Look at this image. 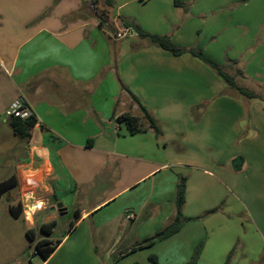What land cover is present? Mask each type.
Wrapping results in <instances>:
<instances>
[{"label":"crops","instance_id":"obj_1","mask_svg":"<svg viewBox=\"0 0 264 264\" xmlns=\"http://www.w3.org/2000/svg\"><path fill=\"white\" fill-rule=\"evenodd\" d=\"M94 1L0 0V115L22 99L38 119L24 162L17 165L20 174L29 173L24 180L29 192L45 188L53 194L56 207L63 209L61 215L73 210L83 220L168 170L173 184L169 187L170 220L174 221L180 177L198 168L208 179L212 177V188L193 190L188 179L183 217L201 219V211L187 214L189 203L203 212L213 210L222 189L215 180L218 177L244 198L254 222L264 224V102L233 91L210 66L190 53L175 56L136 32L114 39V33L125 29L123 20L133 22L123 15L128 4L147 0H111V6L102 1L94 6ZM162 1L168 5V0ZM174 1L171 22L185 20L183 28L173 31L163 26L148 28L147 32L169 36L187 50H202L216 63L230 68L231 75L232 66L237 65L244 72L241 78L247 81L244 66L251 57H244L246 51L238 56L229 53L226 60L227 49H218L216 35L208 41L212 44H207L197 27L201 14L205 17L210 11L217 16L234 0H180L184 8L176 7ZM102 13L105 27L100 29L97 15ZM262 21L243 37L257 44L256 49L252 44L247 48L251 56L261 60ZM231 31L226 40H232ZM236 82L261 96L264 79L256 80V89ZM130 93L155 119L160 136L152 129L134 136L118 133L121 127L114 116L128 113L141 117ZM120 102L124 109H118ZM193 111L201 112L198 120ZM174 142L180 143L182 152L176 150ZM158 155L168 162H158ZM250 162L261 167L254 178L250 176ZM62 184L73 201L69 207L58 195ZM161 190L157 193L153 185L138 214L131 216L134 221L147 214L151 204L159 211L165 209L167 201ZM91 200L93 204H88ZM53 207H49L50 218L45 217V207L32 208L38 223H57L58 212L51 211ZM39 213L44 215L38 217ZM236 215L235 211L213 213L205 222L213 227L216 222L236 220ZM27 221L28 231H33L34 221ZM184 226L169 239L179 236ZM132 250L129 253L136 252Z\"/></svg>","mask_w":264,"mask_h":264},{"label":"rangeland","instance_id":"obj_2","mask_svg":"<svg viewBox=\"0 0 264 264\" xmlns=\"http://www.w3.org/2000/svg\"><path fill=\"white\" fill-rule=\"evenodd\" d=\"M231 2L226 8L220 10L217 16H214L210 11L205 12L207 13L205 17L201 14L197 18L199 25L197 27L203 31L207 44L208 41L213 40V35H216L214 40L216 44H219L218 49H227L226 60L229 53L238 56L241 55V51H246L244 57L246 55L248 58L251 57L249 64L244 66V69L248 71L249 79L244 82L242 79L244 72L238 69L237 65L232 66V76L239 83L256 89V80L264 79V59L251 56L247 48L248 45L252 44L254 49L258 46L250 43L249 38L244 39L243 37L244 34H249L250 30L263 23L264 0H234ZM172 6L171 0H168V5L164 1L160 3V0H147L146 3L136 1L128 4L123 15L146 32L148 28L162 29L163 26H169L173 31H179L183 28L185 20L180 19L175 24L171 22V19L174 18L171 13ZM98 10L102 12L99 7ZM229 29L233 30V32L231 31L233 34H230L232 40L225 39ZM223 45L225 48L222 47ZM218 51L216 52L219 53ZM262 51L261 53L264 55V50ZM224 70L231 74L230 68L227 66L224 67ZM259 93L264 99V86L259 90ZM121 105L122 102L117 106L119 110L124 109ZM120 127L118 133L128 135L126 125L120 124ZM31 139L29 141L21 140L11 129L9 117L5 113L0 115V182L11 176L17 177V186L0 199V264H189L191 262L194 264H264V256L260 258L262 253L264 254V224L254 222L244 198L223 184L218 177L215 180L219 182L222 189L218 204L214 207L219 210L214 214L235 211L237 215L236 220H230L227 223L222 221L214 223L215 229L205 222L213 213H208L210 210L203 212L195 207V203H189L187 214L195 215L201 211V219H195L185 224L182 233L168 239V242L157 241L151 248H138L145 245L147 240L173 222L170 220L173 212L169 190L172 184H170L171 173L165 170L158 175L157 179L144 182L140 187L111 205H104L90 218L81 220L73 210L66 215H61L58 212L57 224L53 232L50 235L44 233L41 230L42 225L38 223L36 215L32 213V208L38 205L45 207V217L50 218L49 207L52 204L56 207V200L53 194L47 192L43 187L29 192L24 182L25 175H29V173L20 174V169L17 168L18 164L24 162L23 158L31 146ZM220 155L223 156V154ZM56 162L54 161L55 166ZM158 162L166 163L168 161L165 157L158 155ZM250 165L253 167L250 176L254 178L256 171L261 170V167L254 166L251 162ZM201 172L202 170L200 171L198 168H191L185 175L187 182L190 179L193 190L204 186L206 191H210L213 179L212 177L208 179ZM153 185L156 186L157 193L160 188L162 189V194L167 201L165 209L159 211L154 209L151 204L148 213L134 221L131 216L138 214L139 205L149 195V190ZM64 192L65 187L62 184L58 187V195L69 207L73 201L69 200L68 194ZM195 197L197 198L196 194ZM154 199L152 200L153 204H155ZM88 204H93V201H89ZM192 205L193 207H191ZM11 206L16 208L21 206L20 218H15L12 215ZM27 212L30 214L27 215ZM42 215L44 213L38 217ZM28 218L35 223V229L30 231L34 240L28 234ZM43 239L51 240L53 245L62 241L46 261L41 258L36 249L37 242ZM205 247L207 251L204 252ZM133 248H137L136 252L129 253ZM198 250L200 255L197 259ZM154 256L157 258L156 263L151 260V257Z\"/></svg>","mask_w":264,"mask_h":264},{"label":"trees","instance_id":"obj_3","mask_svg":"<svg viewBox=\"0 0 264 264\" xmlns=\"http://www.w3.org/2000/svg\"><path fill=\"white\" fill-rule=\"evenodd\" d=\"M100 1L104 2L106 5L111 6L112 2L111 0H95L93 2V5L96 6ZM143 2L144 0H140ZM174 4L176 7L184 8L183 3L180 0H175ZM97 19L99 21V27L100 29H103L105 27V20L103 18V13L97 15ZM123 26L124 28H132L134 32L137 33V35L141 39L148 40L152 45H156L160 48H163L169 52H171L175 56H180L186 53H190L194 57L200 59L202 62L210 66L217 74L218 76L224 81V83L233 91L237 92L238 94L246 97L250 100H262L264 102V99L261 98L260 95L256 94L255 92L241 87L237 84L236 78L232 76L231 74L227 73L224 70V67L215 61H213L211 58H209L202 50L200 49H184L179 46H177L172 39L169 36L164 35H157V34H151L149 32H146L142 30L136 23L123 20ZM130 96L132 98V101L137 103L141 112V117L133 116L131 114H122L120 116H117L114 118L119 124H125L128 130V133L131 136L137 135L139 133H143L147 131L148 129H152L156 136L161 135V130L158 127L155 119L150 115L148 110L139 102L138 98L134 96L132 93H130ZM201 112L193 111V115L196 120L200 118ZM143 122H146L148 124V127H144ZM38 123V119L36 118L35 114H33L30 118L26 120H22L20 118H9V125L11 129L13 130L14 134L18 136L21 140H27L29 141L32 137V130L35 128V126ZM244 136L247 135V131L244 132ZM174 147L177 151L182 152L183 148L178 142H174ZM17 186V177L11 176L8 179L0 182V199L1 197L14 189ZM186 187H187V178L186 177H180L179 183L177 185V192H176V218L172 223H170L165 229L158 232L155 236L147 240V243L143 246H139V249H144L147 247L153 246L157 241H164L166 239H169L170 237L174 236L175 234L179 233L184 226V224L188 221L195 220L196 218H185L183 217V208L186 203ZM219 209H213L209 211V213H215ZM10 211L12 215L15 218H20L22 209L21 206L18 208L11 206ZM76 216L79 218V214L76 212ZM56 221L43 224L41 226V230L50 235L53 232V229L56 226ZM28 234L32 240H34V237L31 235V233L28 231ZM61 241H58L56 245H53L50 240H40L36 244V249L38 254L41 256L42 259L47 260L49 257L56 251L58 246L60 245ZM137 248H133L132 251H136ZM200 255V251H197L196 258L198 259ZM151 260L153 262H157V258L151 257ZM189 264H194V262H191Z\"/></svg>","mask_w":264,"mask_h":264},{"label":"built area","instance_id":"obj_4","mask_svg":"<svg viewBox=\"0 0 264 264\" xmlns=\"http://www.w3.org/2000/svg\"><path fill=\"white\" fill-rule=\"evenodd\" d=\"M133 32L134 30L132 28H125L114 33L112 37L116 40H119L129 34H132ZM33 114L34 113L32 112V110L25 104L24 100L22 99L15 100L6 112V115L9 118H20L22 120L30 118Z\"/></svg>","mask_w":264,"mask_h":264},{"label":"water","instance_id":"obj_5","mask_svg":"<svg viewBox=\"0 0 264 264\" xmlns=\"http://www.w3.org/2000/svg\"><path fill=\"white\" fill-rule=\"evenodd\" d=\"M51 211H57V212L63 214V209L60 207H53V208H51Z\"/></svg>","mask_w":264,"mask_h":264},{"label":"bare ground","instance_id":"obj_6","mask_svg":"<svg viewBox=\"0 0 264 264\" xmlns=\"http://www.w3.org/2000/svg\"><path fill=\"white\" fill-rule=\"evenodd\" d=\"M28 213V212H27Z\"/></svg>","mask_w":264,"mask_h":264}]
</instances>
